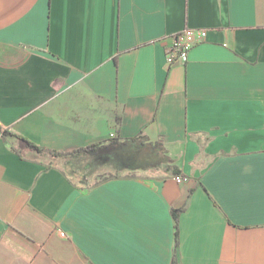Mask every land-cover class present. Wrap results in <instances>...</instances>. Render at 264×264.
I'll return each mask as SVG.
<instances>
[{
  "label": "crops",
  "instance_id": "obj_1",
  "mask_svg": "<svg viewBox=\"0 0 264 264\" xmlns=\"http://www.w3.org/2000/svg\"><path fill=\"white\" fill-rule=\"evenodd\" d=\"M184 29L206 40L168 65ZM141 133L186 183L83 181L16 137ZM0 264H264V0H0Z\"/></svg>",
  "mask_w": 264,
  "mask_h": 264
},
{
  "label": "trees",
  "instance_id": "obj_2",
  "mask_svg": "<svg viewBox=\"0 0 264 264\" xmlns=\"http://www.w3.org/2000/svg\"><path fill=\"white\" fill-rule=\"evenodd\" d=\"M16 137L26 149L33 153L35 158L40 159L47 167H54L55 162L61 159L64 161L67 170L72 171L74 168H78L84 171L83 181L91 179L92 175L88 176L90 171L92 172L105 166H110L113 170L112 173H115L125 170H146L163 164L165 166L164 170L171 176L174 178L181 176L178 168L172 164L170 159H167L161 143L158 141L148 142V138L143 133L128 139L112 137L67 153L40 148L21 136ZM74 160H76L75 166L73 165ZM99 177L106 179L116 176L115 174L107 173L105 177L104 174ZM92 180L96 182L100 179L96 177L92 178ZM173 219L177 229V211H173ZM177 236L178 232L176 231V245Z\"/></svg>",
  "mask_w": 264,
  "mask_h": 264
},
{
  "label": "built area",
  "instance_id": "obj_3",
  "mask_svg": "<svg viewBox=\"0 0 264 264\" xmlns=\"http://www.w3.org/2000/svg\"><path fill=\"white\" fill-rule=\"evenodd\" d=\"M207 32L205 30L184 29L170 36V45L166 50V58L168 65L174 63H185L189 50L196 44L206 40ZM178 184L186 183V177L174 178ZM60 236L65 237L63 232Z\"/></svg>",
  "mask_w": 264,
  "mask_h": 264
},
{
  "label": "rangeland",
  "instance_id": "obj_4",
  "mask_svg": "<svg viewBox=\"0 0 264 264\" xmlns=\"http://www.w3.org/2000/svg\"><path fill=\"white\" fill-rule=\"evenodd\" d=\"M166 157H167V156H166ZM167 159H170V158L167 157ZM172 164H173V162H172ZM150 169H152V170L157 169V170L162 171V172L164 173L165 166H164L163 164H160V165L155 166V167H152V168H150ZM150 169H149V170H150ZM141 170H142V169H141Z\"/></svg>",
  "mask_w": 264,
  "mask_h": 264
}]
</instances>
